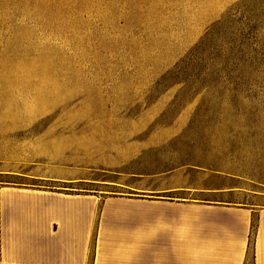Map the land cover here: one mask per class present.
<instances>
[{
  "label": "rangeland",
  "instance_id": "rangeland-1",
  "mask_svg": "<svg viewBox=\"0 0 264 264\" xmlns=\"http://www.w3.org/2000/svg\"><path fill=\"white\" fill-rule=\"evenodd\" d=\"M0 185L264 204V0H0Z\"/></svg>",
  "mask_w": 264,
  "mask_h": 264
},
{
  "label": "crops",
  "instance_id": "crops-1",
  "mask_svg": "<svg viewBox=\"0 0 264 264\" xmlns=\"http://www.w3.org/2000/svg\"><path fill=\"white\" fill-rule=\"evenodd\" d=\"M143 192L116 198L0 185V264H264L259 196L235 204L218 193Z\"/></svg>",
  "mask_w": 264,
  "mask_h": 264
},
{
  "label": "bare ground",
  "instance_id": "bare-ground-1",
  "mask_svg": "<svg viewBox=\"0 0 264 264\" xmlns=\"http://www.w3.org/2000/svg\"><path fill=\"white\" fill-rule=\"evenodd\" d=\"M14 65V64H13ZM21 66L18 64V65H16L14 68L15 69H18V68H20ZM25 67V65L23 66V68ZM32 67V66H31ZM26 68H28V67H26ZM20 69H22V67L20 68ZM29 69V68H28ZM32 69H34V68H32ZM36 69V68H35ZM14 70V69H13ZM26 70V69H25ZM18 71H20V70H18ZM28 71H32L33 72V70H28ZM27 71V72H28ZM35 72V71H34ZM37 72V71H36ZM35 72V73H36ZM29 73V72H28ZM7 83V82H6ZM6 87V86H5ZM11 87V86H10ZM48 88H50V90H48V89H46V87L45 88H43V89H41V90H37L36 91V93H35V97H34V103H37V102H39V101H42V100H44L45 98H47V96L50 94V92H51V90H55L56 89V87L53 85V86H47ZM10 90V89H9ZM2 99V98H1ZM7 99V98H6ZM3 101H5V100H3ZM6 103V102H5ZM7 105V104H6Z\"/></svg>",
  "mask_w": 264,
  "mask_h": 264
}]
</instances>
